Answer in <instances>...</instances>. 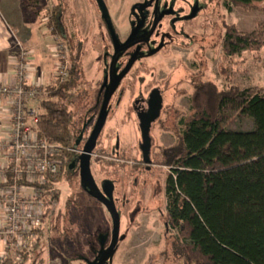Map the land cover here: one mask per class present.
I'll use <instances>...</instances> for the list:
<instances>
[{
	"label": "rangeland",
	"instance_id": "obj_1",
	"mask_svg": "<svg viewBox=\"0 0 264 264\" xmlns=\"http://www.w3.org/2000/svg\"><path fill=\"white\" fill-rule=\"evenodd\" d=\"M101 1L106 8L108 24L102 19L95 0H30L28 3L33 5L31 11L24 8L26 15L29 12L34 15L32 19L37 20L35 26L48 32L45 35L51 49L65 45L61 39L63 36L70 35L75 39L76 56L87 83L84 86L86 97L74 101L75 120L91 121L90 124L98 116L99 95L104 92L108 79L112 53L109 39L114 40V36L121 41L127 37L132 30L129 22L138 24L129 16L130 10H135L134 7L146 0ZM55 6H59L56 17L64 27L61 35L54 29L52 10ZM168 6L173 8V12L158 27L152 39V51L149 53L152 56L131 64L134 59L131 49L124 51L123 56L127 59H120V65L117 61L114 63L112 75L117 89L109 101L105 124L90 161V172L99 189L105 181L115 183L112 198L120 222L119 241L109 264H185L184 259L176 258L172 252L177 232L166 229L163 224L166 215L165 180L170 170L161 165L162 152L178 142L179 122L191 114L195 85L212 83L219 90L234 87L264 92V47L257 51L246 50L237 56H227L222 49L224 25L234 26L244 34L258 29L264 32V1L247 10L227 7L224 0H168ZM0 12L5 16L1 5ZM134 15L140 16L141 13L136 11ZM22 41L18 33L8 30L7 43L16 62L29 51ZM54 74L52 84L56 83ZM45 88L40 99L29 103L37 113L38 102L48 96ZM156 90L162 104L149 132L152 167L150 170L138 169L137 161L144 162L139 119L147 109L148 93ZM229 127L249 130L251 124L248 120L233 119ZM83 146L81 144L80 148ZM53 189L51 196L46 198L48 203L53 195L58 194V200L50 205L53 218L57 214H67L65 202L68 197L80 196L81 209L71 220L64 219L70 220L68 224L64 222V226L72 227L84 254L79 263L73 264H94L112 240L110 214L87 193L79 168L69 180L61 178ZM42 220L38 227L41 235L34 233V236L24 239L26 248L21 251L19 261L6 252V246L0 239V257L4 258L0 264H32L34 261L36 264H65L60 254L50 246L46 223ZM6 224L7 220H0V228ZM101 239H105L102 247ZM35 242L38 243L35 252H30L34 259L25 262L23 254L29 252Z\"/></svg>",
	"mask_w": 264,
	"mask_h": 264
},
{
	"label": "trees",
	"instance_id": "obj_2",
	"mask_svg": "<svg viewBox=\"0 0 264 264\" xmlns=\"http://www.w3.org/2000/svg\"><path fill=\"white\" fill-rule=\"evenodd\" d=\"M224 1L227 7L247 10L264 0ZM58 11L59 6L52 10L53 24L61 35L64 30L56 17ZM224 30L222 49L227 56L264 47L261 29L244 34L224 25ZM61 39L67 54L68 79L45 88L48 96L38 102V119L33 126L39 140L60 149L55 184L61 178L69 180L79 168V157L73 151H82L80 146L85 145L97 119L90 126L75 120L74 101L86 97L87 83L76 56L75 39L70 35ZM233 119L248 120L251 128H230ZM179 123L178 142L162 152L161 163L170 170L165 180L163 224L177 232L173 255L184 259L185 264H264V92L234 87L219 90L215 84L199 83L191 96V114ZM54 200H58V194L45 204L42 220L50 246L65 264L79 263L84 254L78 236L64 222L68 224L81 209L80 196L68 197L67 214L53 218L50 205ZM34 233L40 236L42 231L37 228ZM35 243L23 254L25 262L34 259L30 252H35Z\"/></svg>",
	"mask_w": 264,
	"mask_h": 264
},
{
	"label": "built area",
	"instance_id": "obj_3",
	"mask_svg": "<svg viewBox=\"0 0 264 264\" xmlns=\"http://www.w3.org/2000/svg\"><path fill=\"white\" fill-rule=\"evenodd\" d=\"M53 54L55 82L62 84L69 74L64 45L54 47ZM20 58L15 67L16 82L0 86V100L10 108V125L5 139L0 141V209L3 220H7L6 226L0 228V239L6 252L18 261L26 248L24 239L34 236V229L41 224L60 163L56 158L60 149L39 140L33 130L38 113L29 103L40 99L44 89L28 85V53Z\"/></svg>",
	"mask_w": 264,
	"mask_h": 264
},
{
	"label": "crops",
	"instance_id": "obj_4",
	"mask_svg": "<svg viewBox=\"0 0 264 264\" xmlns=\"http://www.w3.org/2000/svg\"><path fill=\"white\" fill-rule=\"evenodd\" d=\"M30 0H0L5 16L0 12V86L11 85L15 80L16 60L13 52L9 50L7 43L8 30L12 29L19 34L22 42L28 51V85L41 86L43 89L52 86L54 82L53 74L55 71V57L53 49L48 45L45 34L48 32L37 28L36 22L32 18L34 15L27 16L25 7L31 11L33 5ZM31 17L27 20L28 17ZM47 42H46V41ZM32 50V51H31ZM53 81V82H52ZM16 82V81H15ZM34 104V103H33ZM10 108L5 100H0V141L5 139L6 131L10 125ZM0 220H3V212L0 209ZM1 249V248H0ZM1 251V250H0Z\"/></svg>",
	"mask_w": 264,
	"mask_h": 264
},
{
	"label": "water",
	"instance_id": "obj_5",
	"mask_svg": "<svg viewBox=\"0 0 264 264\" xmlns=\"http://www.w3.org/2000/svg\"><path fill=\"white\" fill-rule=\"evenodd\" d=\"M96 2L101 12L102 19L106 21L108 24L109 22H108V16L106 13L105 5L103 4L101 0H96ZM156 24H157V20H155L152 30L148 34V37L143 41L144 43H146L147 40L150 38V36L153 34ZM110 33H113V32L110 31ZM113 39L114 40H112V42H113V47L115 51H114V54L112 56V59L109 65L108 87H106V89L104 90L102 104H101L96 122L94 124V127L81 151V155L78 158L79 174H80V179H81L83 186L87 189V193L91 197H93L96 201L101 203L106 208V210L110 214L112 221H113V236H112L111 243L108 249L106 250L105 254L101 257V259L99 260L97 264H104L114 254L116 247H117L118 240H119V223L120 222H119V216L114 206L113 198H112L113 185L109 181H105L101 189L97 187V185L95 184L93 180L91 172H90V161H91V156L93 154V151L96 148L98 137L105 124L106 112H107L109 101L117 89L116 88L117 82L113 78V75H112L113 66H114V63L116 62L115 61L116 55L123 51H126L133 45V44L127 45L126 43L123 45H119L118 41L114 38V36H113ZM134 61H135V58L132 60L131 64L134 63ZM161 103H162L161 96L159 95L157 91H153L149 97L148 109L146 113L144 114V116L140 117L139 119V127H140V132H141V137H142L141 151L143 154L144 163L146 164L150 162L149 161L150 127L152 123L156 121V119L159 116V112L161 109Z\"/></svg>",
	"mask_w": 264,
	"mask_h": 264
},
{
	"label": "flooded vegetation",
	"instance_id": "obj_6",
	"mask_svg": "<svg viewBox=\"0 0 264 264\" xmlns=\"http://www.w3.org/2000/svg\"><path fill=\"white\" fill-rule=\"evenodd\" d=\"M96 4H97V2H96ZM132 8H133V6H132ZM134 8H135V10H133V9L130 10L129 16L133 17V20H137L138 24L137 25H133L131 22H129V27L132 30L129 32L127 37H125V39H123L121 41H119V40H117V41H118L119 45H123L125 43L127 45L133 44L132 47H130L127 50H131L132 49L134 51L132 56H134V58H135V61H134V63H135V62H137L139 60H142V59H145L147 57H151L152 56L151 54L149 55V53L152 51V48H151L152 39L156 35L158 27L161 26L166 21L167 17L172 15L173 8L168 6V0H146L144 2L139 3ZM136 11L140 12L141 15L140 16L134 15V12H136ZM155 20H157V24H156L155 30H154L153 34L150 36V38L147 40V42L144 43L143 41L148 37V34L151 32ZM58 21H61V20L58 19ZM104 22L106 23V21H104ZM147 29H148V31L145 34L140 35L141 33H144L145 30H147ZM108 38H109V36H108ZM109 41H110V44H111V47H112V53H111V56H110V62H111V59H112V56L114 54L115 49L113 47L112 40L109 39ZM125 52L123 51V52L117 54L115 61H117L119 63L120 59L126 58L127 56L126 57L123 56ZM121 62H123V61H121ZM120 64L121 63H119V65ZM106 87H108V79H107V83H106V85H105V87L103 89L105 90ZM152 92L153 91L148 93L147 109H148L149 97H150ZM103 93L101 95H99V97H100V100L98 102V104H99L98 106L99 107H101V104H102ZM159 95H160V93H159ZM137 102H139V101H137ZM161 102H162V99H161ZM138 107L139 106L137 105V109L136 110H138ZM147 109L143 113H141L142 116H144V114L146 113ZM90 122L91 121H89V123H88L89 126L91 125ZM73 152H75L78 155V157L81 155V151L76 150V151H73ZM135 165L138 166V169L140 167V168H143L145 170H150L151 167H152L151 161L146 164L142 160H138ZM104 242H105V239H101L100 240L99 243H101L100 244L101 247L103 246ZM107 249L108 248L104 249V251L101 253V256L99 257V259L94 264H97L99 262V260L105 254ZM110 259L107 262H105L104 264H109L110 263Z\"/></svg>",
	"mask_w": 264,
	"mask_h": 264
}]
</instances>
